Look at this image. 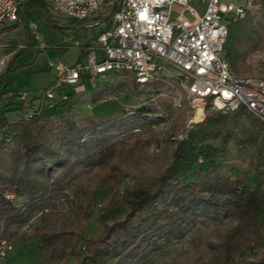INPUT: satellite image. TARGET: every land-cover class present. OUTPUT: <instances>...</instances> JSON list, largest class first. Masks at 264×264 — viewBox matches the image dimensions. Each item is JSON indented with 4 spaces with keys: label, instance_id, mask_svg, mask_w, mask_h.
I'll return each instance as SVG.
<instances>
[{
    "label": "trees",
    "instance_id": "obj_1",
    "mask_svg": "<svg viewBox=\"0 0 264 264\" xmlns=\"http://www.w3.org/2000/svg\"><path fill=\"white\" fill-rule=\"evenodd\" d=\"M23 5L43 7L45 17H51L42 0ZM254 9L227 22L223 55L240 79L255 71L264 75V63L257 69L248 61L257 48L256 25L264 24V0H257ZM19 22L0 26V33L16 29ZM88 45L80 47V55ZM24 48L0 73V149L7 145L0 161V236L12 240L38 217L33 237L20 236V251L49 248L50 264H70L71 259L73 264H142L163 246L184 239L200 222L235 220L218 242H209L214 257L197 264H264V122L251 115L242 137L228 129L221 137L225 144L232 140L250 150L247 171L235 176L211 171L203 164H213L211 134L226 128L242 109L223 114L206 108L204 120L180 141L167 132L159 137L156 118L145 106L131 116H94L79 126L70 117L73 91L66 90L68 99L56 100L51 107L42 101L26 104L19 93L9 91L15 60ZM121 74L132 78L130 91L136 93L142 84L129 73ZM86 81L84 77L79 86ZM115 92L112 82H101L91 100L102 102ZM29 109L33 116L26 120ZM11 111L18 118H11ZM160 141L170 142V154L162 158L149 152ZM187 162L194 167L191 171L185 168ZM101 188H107L108 195L99 196L105 203L97 215L87 211L72 218L68 230L58 228L62 207L88 200L85 207L91 209ZM6 191L20 204L5 198ZM91 221L101 230L86 237Z\"/></svg>",
    "mask_w": 264,
    "mask_h": 264
},
{
    "label": "rangeland",
    "instance_id": "obj_2",
    "mask_svg": "<svg viewBox=\"0 0 264 264\" xmlns=\"http://www.w3.org/2000/svg\"><path fill=\"white\" fill-rule=\"evenodd\" d=\"M234 2L236 4L242 3L240 0H234ZM188 6L196 9L199 14H203L206 3H201V0H188ZM49 13L51 17L47 19L43 7L22 5L20 22L16 29L0 33V59L5 57L7 60L6 64L15 53L20 52L21 48L25 46L21 55L15 60L16 71L8 89L10 92L19 94L27 93V101H34V105L39 104L40 101L44 105L48 103L46 98L40 99L39 97L52 82L55 75L54 70L48 68L49 62H62L65 65H72L78 59L84 61V58L80 56V47L85 45L87 41H94V38L106 25L105 23L92 25L95 20L93 17L82 21L72 20L51 8H49ZM97 15L99 17L96 20L103 17L101 14ZM176 15L177 13H173V17ZM185 16L193 19V16L188 11H185ZM30 21L36 24L34 31H31L28 27ZM256 28L258 30V34L255 37L257 48L248 61L254 68L259 69L260 64L264 63V24H258ZM36 35L39 36L38 39L35 38ZM248 76L255 79H264V75L259 74L258 71ZM162 78L163 80L139 85L136 93L130 91L132 78L126 77L121 73H109L97 82H95L96 78H90L82 87L63 86L62 89L74 92L75 96L72 99L70 117L79 126H85L88 118L94 116H107L109 118L123 114L131 116V112L145 106L151 110V116L153 115L156 118L157 124L154 125L156 126L154 128L157 133L160 132L158 136L160 135L159 137L164 138L167 132L169 138L180 141L188 130L196 128L204 120L207 114L206 108L212 112L215 110L211 107L208 100L194 101L193 96L188 93L191 79H186L179 70L168 63H164ZM101 82H112L116 92L108 100L93 102L91 96L96 86ZM93 83H95V88ZM9 116L14 119L18 118L16 111H11ZM250 116L251 114L242 110L238 117L228 120L226 128L218 127L213 130L211 134L212 156L210 157V160H213V164L207 161L208 163H203L205 167L207 166L211 171L217 169L220 173L232 176L248 170L247 164L249 160L247 157L250 150L238 146L232 140H228L227 144H225L221 142V137L225 134L226 129L242 137L243 132L248 127V118ZM169 143L163 141L155 142L150 146L149 152L157 154L156 156L160 158L164 157V155H169ZM6 148L7 145H4L0 149V161L5 156ZM202 161V159H198L199 163ZM185 168L187 171H191L194 167L190 165V162H187ZM130 169L132 172L133 168L130 167ZM128 182L129 178L125 179L124 185L128 184ZM12 195V192L9 191L4 193L5 198L13 201L14 204H20V199H15ZM107 195V188H101L97 195L98 200L91 209L85 207L88 200H84L81 203L77 201L62 207L58 228L68 230L71 226L70 221L72 218H77L84 212L91 211L94 213L93 217L97 215L105 203L103 198H99V196L105 198ZM78 204L83 207H78L77 209ZM82 208L86 210L84 211ZM93 217H90L92 218L91 220H96ZM38 222L39 218L36 217L30 224L20 229L19 236L12 240H7L6 237L0 236V247H3L2 251H4V255H1L0 258L2 264L51 263L49 248L20 251L23 246L20 242V236L24 235L32 238L34 227ZM234 223L235 220H227L223 224H214L212 221L200 222L184 239L163 246L142 264H197L201 258L204 260L211 259L214 257L215 250L209 242H218L226 229ZM12 230L14 231L15 229L12 228ZM100 230L101 225L96 221H91L87 226L85 236H95ZM2 241L5 244H1ZM19 252L22 253L19 254V257H15L14 255ZM60 263L62 264V261ZM73 263L74 259H71L70 264ZM112 264H115V261Z\"/></svg>",
    "mask_w": 264,
    "mask_h": 264
},
{
    "label": "built area",
    "instance_id": "obj_3",
    "mask_svg": "<svg viewBox=\"0 0 264 264\" xmlns=\"http://www.w3.org/2000/svg\"><path fill=\"white\" fill-rule=\"evenodd\" d=\"M27 1L0 0V26L20 21L21 6ZM42 1L69 19L82 21L101 14L103 17L92 25L106 24L94 45L81 53L84 61L78 59L72 65L49 62L48 68L55 75L40 99L46 98L50 107L56 100L68 99L63 86L77 88L84 77L89 81L109 73H129L136 82L147 84L163 80L164 63H168L191 79L188 93L194 101L208 100L223 114L242 109L264 122V79L237 78L223 55L227 22L241 19L257 0H240V4L234 0H201L206 3L203 14L188 6V0ZM185 11L193 19L186 17ZM173 13L177 15L173 17ZM28 27L34 31L35 22L30 21ZM6 61L5 57L0 59V73ZM19 100L28 102L27 93H20ZM32 116L31 109L24 113L26 120ZM2 250L0 247V258Z\"/></svg>",
    "mask_w": 264,
    "mask_h": 264
},
{
    "label": "crops",
    "instance_id": "obj_4",
    "mask_svg": "<svg viewBox=\"0 0 264 264\" xmlns=\"http://www.w3.org/2000/svg\"><path fill=\"white\" fill-rule=\"evenodd\" d=\"M228 1H229V0H228ZM224 2H227V1H224ZM95 38H96V37H95ZM95 38H94V40H95ZM87 42H88V44H89V45H88V46H86V47H85V49H86V48H88V49H89L91 45H94V41H92V40H90V41H87ZM87 42H86V43H87ZM85 45H86V44H85ZM88 49H86L85 51H87ZM21 253H22V252H19V253H17V254H16V255H14V256H15V257H19V254H21Z\"/></svg>",
    "mask_w": 264,
    "mask_h": 264
}]
</instances>
